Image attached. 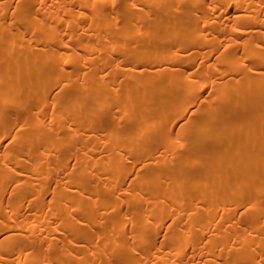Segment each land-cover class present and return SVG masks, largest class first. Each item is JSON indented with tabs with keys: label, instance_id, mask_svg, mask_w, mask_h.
<instances>
[{
	"label": "bare ground",
	"instance_id": "bare-ground-1",
	"mask_svg": "<svg viewBox=\"0 0 264 264\" xmlns=\"http://www.w3.org/2000/svg\"><path fill=\"white\" fill-rule=\"evenodd\" d=\"M0 264H264V0H0Z\"/></svg>",
	"mask_w": 264,
	"mask_h": 264
}]
</instances>
